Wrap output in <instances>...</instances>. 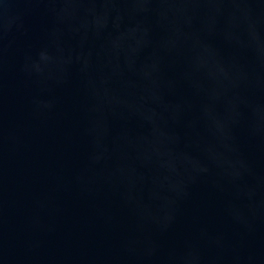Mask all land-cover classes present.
Masks as SVG:
<instances>
[{
    "label": "water",
    "instance_id": "obj_1",
    "mask_svg": "<svg viewBox=\"0 0 264 264\" xmlns=\"http://www.w3.org/2000/svg\"><path fill=\"white\" fill-rule=\"evenodd\" d=\"M0 264H264V0H0Z\"/></svg>",
    "mask_w": 264,
    "mask_h": 264
}]
</instances>
